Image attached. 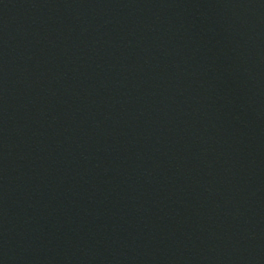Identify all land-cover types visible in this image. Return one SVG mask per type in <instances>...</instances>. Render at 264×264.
Returning a JSON list of instances; mask_svg holds the SVG:
<instances>
[{
    "label": "water",
    "instance_id": "water-1",
    "mask_svg": "<svg viewBox=\"0 0 264 264\" xmlns=\"http://www.w3.org/2000/svg\"><path fill=\"white\" fill-rule=\"evenodd\" d=\"M0 264H264V0H0Z\"/></svg>",
    "mask_w": 264,
    "mask_h": 264
}]
</instances>
